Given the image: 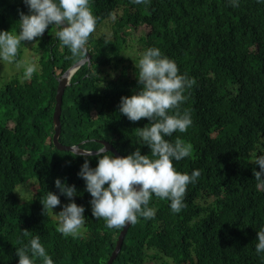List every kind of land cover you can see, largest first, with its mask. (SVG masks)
Here are the masks:
<instances>
[{"label": "trees", "instance_id": "16d2710c", "mask_svg": "<svg viewBox=\"0 0 264 264\" xmlns=\"http://www.w3.org/2000/svg\"><path fill=\"white\" fill-rule=\"evenodd\" d=\"M89 6L98 17L87 45L91 60L65 90L63 144L96 150L108 141L121 155L137 147L151 155L137 135L149 118L133 122L118 111L121 97L138 86L135 61L149 47L195 80L179 106L192 124L168 139L192 145L188 157L174 161L177 170L201 175L188 185L179 213L153 196L155 217L131 224L112 264H264V253L255 250L264 188L253 172L264 154V2L89 0ZM20 9L28 12L23 0H0V30H18ZM56 31L45 30L48 44L32 78H25L26 62L0 87V264H18L16 248L37 235L54 264H108L123 229L93 216L78 175L85 157L55 144L58 77L86 56L73 57ZM25 45L9 65L16 68ZM90 162L96 166L95 154ZM57 177L76 185V202L85 206V229L76 235L59 232L52 211L43 213L40 199L59 192Z\"/></svg>", "mask_w": 264, "mask_h": 264}, {"label": "clouds", "instance_id": "9594fccd", "mask_svg": "<svg viewBox=\"0 0 264 264\" xmlns=\"http://www.w3.org/2000/svg\"><path fill=\"white\" fill-rule=\"evenodd\" d=\"M23 2L28 12L19 10L18 30H0V62H15L22 42L42 38L49 25L57 27L56 37L73 57L85 56L89 37L95 32L98 22L89 0ZM133 3H143V0H133ZM230 3L233 7L239 6V0H230ZM80 67L71 74L66 88ZM135 67L138 86L131 95L121 97L118 111L133 122L149 118L148 124L139 127L137 135L143 146L150 147L151 155L143 154L140 147L122 156L105 147L97 148L95 156L98 162L93 167L90 162L92 150L79 146L73 148L75 155L85 157L78 175L85 181V190L91 196L92 214L98 219L103 217L107 228L135 224L141 216L148 219L155 217L156 209L149 206L153 196L170 201L171 210L179 213L185 207L188 185L196 182L201 175L199 169L191 174L177 170L174 161L188 157L192 145L185 144L179 137L174 142L168 139L175 132H186L192 124L190 114H182L179 106L186 99L184 90L195 80H189L182 74L177 63L158 47L147 48L135 61ZM36 71L35 62L28 64L25 78L31 79ZM172 109L175 111H170ZM254 163L259 165L258 169L253 168L257 188H264V154L258 156ZM55 185L59 192L48 190L46 196L40 199L43 213L46 215L54 211L61 204V195L68 197L70 202L65 203L59 213L56 212L59 217L58 231L65 236L76 235L86 222L85 206L74 199L80 193L76 185H69L66 179L57 177ZM28 235L25 229L24 236ZM256 240V252L264 253V227L257 230ZM16 253L18 264H36L37 259L41 264H54L38 235L17 247Z\"/></svg>", "mask_w": 264, "mask_h": 264}, {"label": "water", "instance_id": "95a60500", "mask_svg": "<svg viewBox=\"0 0 264 264\" xmlns=\"http://www.w3.org/2000/svg\"><path fill=\"white\" fill-rule=\"evenodd\" d=\"M88 49V47H87ZM91 60V55L89 53V51L86 53V56L79 60L78 62H76L73 66H71L60 78V84H59V88H58V94H57V104H56V108H55V114H54V120L56 123V132L54 135V141L55 144L60 148V149H67V150H72L73 148L76 146L81 147L80 145H66L63 144L61 141H59V135L61 133V125H60V117H61V113H62V102H63V95L65 92V88L67 85V80L69 79V77L71 76V74L80 66H82L83 64H85L86 62H89ZM103 143L105 144V148L107 150H112L116 155H121L118 150L113 147V145L111 143H109L108 141H103ZM96 150H92V153L95 154ZM122 156V155H121ZM131 226V224H128L126 226L123 227L118 241H117V245L115 250L113 251V254L108 262V264H112L113 261L115 260V258L118 256L119 252L122 249V245L125 239V236L127 234V231L129 229V227Z\"/></svg>", "mask_w": 264, "mask_h": 264}, {"label": "rangeland", "instance_id": "374dc122", "mask_svg": "<svg viewBox=\"0 0 264 264\" xmlns=\"http://www.w3.org/2000/svg\"><path fill=\"white\" fill-rule=\"evenodd\" d=\"M108 28L109 27H106V28H103L102 30H106ZM41 41H43L44 48L40 47ZM47 44L48 42H45L43 37L42 38L38 37V39L35 38V41H27V47L25 45L24 47L25 51L23 52L24 53L23 55H25V57L23 58V55H22L20 61L16 62V68L13 67L11 64L9 65L10 62H0V87L6 84V82L9 79V76H13L14 74H16V72L19 75L20 68L21 67L25 68L26 62H29V63L35 62L36 65L40 66L39 59L43 55V51L45 50ZM68 82H69V79L67 80V83ZM74 199L76 200L75 197ZM69 202H70L69 198L66 197V200L64 202L61 201V204L56 206L54 211H52L54 220H56L58 225H59V217L57 213H59V211L62 209L65 203H69ZM81 229H85V224L81 227Z\"/></svg>", "mask_w": 264, "mask_h": 264}]
</instances>
